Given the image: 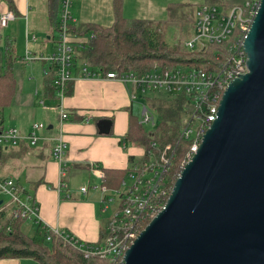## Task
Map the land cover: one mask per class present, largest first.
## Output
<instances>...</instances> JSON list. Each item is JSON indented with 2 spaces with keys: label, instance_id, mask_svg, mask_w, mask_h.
<instances>
[{
  "label": "crops",
  "instance_id": "1",
  "mask_svg": "<svg viewBox=\"0 0 264 264\" xmlns=\"http://www.w3.org/2000/svg\"><path fill=\"white\" fill-rule=\"evenodd\" d=\"M167 2L168 0H124L123 14L128 18L164 19L166 14L162 12ZM60 3L61 0H0V16L9 11L15 14L7 26L0 24V36L14 39L18 54L26 60H29L31 55H41V58L31 60L43 61V73L45 64H49L45 59L56 51V24ZM72 9L74 26L85 23L110 26L114 22L113 0H74ZM75 38L77 37L72 40ZM46 54L48 56H45ZM77 66L73 67V93L58 99L57 108L38 113L39 118L49 123L39 142L26 152L25 146L14 149L24 157L33 158L34 161L29 164H33L41 173L30 188L22 186L18 181L20 186L30 193L24 191L21 196L24 199L35 198L39 209V222L55 230L67 231L84 242L95 243L100 241L101 229L107 230L116 205L111 204L105 211L103 199L105 195H112V189L103 193L90 187L101 186L104 168H129L130 157L134 158V164L144 162L146 149L126 139L130 114L133 112L138 115L136 104L139 98L133 99V87L118 80L81 77V65ZM43 103L45 101H42ZM61 108L69 113V119L62 126V133L59 127ZM105 118L113 121L109 134L100 133L97 126L98 121ZM4 120L5 125L16 126L25 134L32 126L31 123L23 122L13 115L6 117L5 114ZM61 134L67 143V170L63 178L60 163L53 157L52 152ZM11 157L12 155H8V161L3 165L6 169L0 164L1 177H12L8 167L15 164H18V168L23 166L17 163L18 160H10ZM62 180L64 184L62 190H59ZM86 185L89 186L86 193H76ZM68 194L72 197L68 198ZM116 199L118 202L117 196ZM29 224L32 223L27 225ZM31 260L35 261L31 258L1 259L0 264H36Z\"/></svg>",
  "mask_w": 264,
  "mask_h": 264
},
{
  "label": "water",
  "instance_id": "2",
  "mask_svg": "<svg viewBox=\"0 0 264 264\" xmlns=\"http://www.w3.org/2000/svg\"><path fill=\"white\" fill-rule=\"evenodd\" d=\"M244 48L248 72L225 89L216 120L125 264H264V0ZM112 125L97 123L103 134Z\"/></svg>",
  "mask_w": 264,
  "mask_h": 264
},
{
  "label": "built area",
  "instance_id": "3",
  "mask_svg": "<svg viewBox=\"0 0 264 264\" xmlns=\"http://www.w3.org/2000/svg\"><path fill=\"white\" fill-rule=\"evenodd\" d=\"M74 0H61L57 15V42L56 51L47 58L57 65V85L60 98H64V90L69 81L74 79L73 63L75 60V47L71 39V25L74 17L71 13ZM261 0H245L244 4L236 5L227 13L219 6L201 4L196 13L194 37L185 43L187 48L205 51L210 44L221 47L219 63L213 67L202 68L191 65H177L162 67L156 65L149 71L139 73L136 71H109L104 78L118 80L125 85L133 87V99L144 98L148 92L157 96L168 94H185L191 97L193 115L186 121L180 130L178 142L161 146L153 141L146 150V160L136 163L129 171L128 178L135 181L131 186L123 182V189L112 190V195H105L103 199L104 210L111 204L115 208L111 213L107 233L103 240L85 244L78 238L71 236L69 241L87 259H106L109 264H125V254L133 241L143 230L144 225L154 218L164 207V201L172 191L167 183L166 174L172 167L178 143L182 140L191 142L182 169L198 151L203 135L216 120L218 107L222 95L235 78L248 72L247 53L244 48L245 40L251 25L258 13ZM12 11L0 16V24L5 27L13 20ZM81 77L99 78L101 71L92 69L87 62L80 67ZM144 95V97H142ZM145 99V98H144ZM68 118V113L61 108L60 124L62 126ZM141 122L154 129L157 119L147 103H143ZM197 125V130L193 126ZM45 128L44 123L35 122L33 130L28 135L34 146L40 140L38 130ZM25 138L17 128L7 127L0 129V146L8 148L17 145L19 140ZM66 149L67 143L61 134L53 147V156L60 163L61 177L66 175ZM180 175V174H179ZM63 182L58 187L61 190ZM93 190L109 192L107 186H91ZM89 190L83 186L77 194L81 195ZM0 194H6L20 207L12 210L15 217L22 216L28 220L38 218V206H32L22 199L12 179L0 180ZM116 196L119 201L117 202ZM68 198L72 196L67 195Z\"/></svg>",
  "mask_w": 264,
  "mask_h": 264
},
{
  "label": "trees",
  "instance_id": "4",
  "mask_svg": "<svg viewBox=\"0 0 264 264\" xmlns=\"http://www.w3.org/2000/svg\"><path fill=\"white\" fill-rule=\"evenodd\" d=\"M244 2L245 0H173L170 1L168 6V18L166 20H153L128 18L123 14L124 0H113L114 22L112 25L104 26L96 23H87L80 26L71 25V39L73 37L91 35L88 42L81 43L72 40L76 54L73 67H78L77 65L87 62L92 69L101 71L102 77L99 78H104L109 71H136L143 73L151 70L156 65L162 67L191 65L205 69L213 67L219 63L218 56L221 58V47L219 45L210 44L205 51L189 49L186 45L172 43L164 38L162 30L165 26L171 27L182 20L187 21L193 14L197 13V9L201 4L219 6L224 13H227L234 6L242 5ZM178 6L182 8L179 16L177 14ZM1 40L5 42V52L2 55L0 50V129L7 127L17 128L13 125H5L4 116L14 100L16 92L14 63L26 59L15 54L14 39L8 36L5 38L0 36V42ZM45 60L49 62V66L44 68L43 99L58 100L60 96L57 85V65L48 59ZM73 81L67 83L64 90L65 96L73 93ZM144 98L147 101L146 103L150 104L154 113H157L158 123L154 129H148L141 122V118L132 112L126 134L127 141L138 144L146 150L151 147L153 141L158 142L161 146L168 143L176 144L182 126L193 115L194 108L191 97L185 94H163L154 98ZM33 125L26 134L17 128L25 137L19 140L17 145L8 148L0 146V164L4 165L8 161V156L5 155L6 149L23 148L25 146L26 152L33 147L30 139L26 138L33 130ZM39 137L41 139L40 135ZM190 144L189 140H182L178 143L173 165L166 174L167 183L171 190L182 171V164ZM145 160L146 158L143 161ZM130 162V167L126 169L104 168V180L101 186L105 185L112 190L122 189L123 182L133 168V157H130ZM6 179L14 181L19 194L24 191L28 192L18 182H15L12 177H0L1 181ZM168 197L166 198L168 199ZM167 199L164 201L165 204ZM25 200L32 206H35V204L38 206L33 197H26ZM2 201L3 203L0 204V260L31 258L40 264H109L106 259L85 258L69 241L70 237L74 236L73 234L60 229L49 228L39 222L38 218L28 220L22 216L15 217L11 214V210L20 207V204L16 203V207L6 209V201ZM150 221L144 225L143 229ZM28 223L33 225L32 234L25 230V226ZM106 233L107 230L102 228L100 240L105 238ZM79 240L80 242L82 241L81 239ZM82 242L85 244L84 241Z\"/></svg>",
  "mask_w": 264,
  "mask_h": 264
},
{
  "label": "rangeland",
  "instance_id": "5",
  "mask_svg": "<svg viewBox=\"0 0 264 264\" xmlns=\"http://www.w3.org/2000/svg\"><path fill=\"white\" fill-rule=\"evenodd\" d=\"M170 1L168 0L167 6L165 7L164 11L162 13L166 14L164 19L166 20L168 18V6L170 4ZM176 1V0H175ZM73 6V5H72ZM192 7V6H191ZM178 16L182 11V8L178 6ZM176 9V10H177ZM167 10V11H166ZM191 10V9H190ZM71 13H73V9L71 8ZM183 13V12H182ZM160 19V20H164ZM195 20H196V14H193L190 18H188L187 21H180L175 24V26H165L162 30L163 37L171 41L172 43H178L183 46H185V43L191 40L194 37V26H195ZM86 24V23H85ZM169 28V29H168ZM91 37L90 34L86 36H79L75 38L74 40H77L79 42H88L89 38ZM45 39V37H42ZM0 49L2 51V55H4L5 52V42H0ZM181 47V46H180ZM183 48V47H181ZM14 52L17 56H20L16 49V42L14 43ZM25 55V54H22ZM45 56H48L47 54ZM21 57V56H20ZM33 58H41V55L33 56L31 55L29 60H19L14 63L13 70H14V76L16 78V92L14 96V100L12 104L10 105L9 109L6 111V117L13 115L15 118L21 119L23 122L26 123H33L39 122L44 123L45 128L38 130V135L42 136L43 131L47 129L48 122L44 121L43 118L38 117V113L44 110H49L50 108H57L58 103L57 100H49V99H43L42 93L44 92V73H43V61L41 60H31ZM29 61V62H28ZM46 66H49V64H45ZM36 91H39V93H36ZM157 96V94L153 92H148L146 97H152L154 98ZM43 99V100H42ZM139 102H137V114L142 117V111H143V103H146L147 101L145 99H137ZM42 101L45 103L42 104ZM46 107V108H45ZM150 110L154 113L152 110L150 104H149ZM155 118L158 119L157 113H154ZM42 116V115H41ZM158 121L156 122L157 125ZM15 124V123H12ZM149 129L148 126H145ZM193 129L197 130V125L193 126ZM5 155H12L10 160H18L17 163L23 164V166L17 167L18 164L13 165L12 167H8L7 169L11 170V176L13 179H15L16 182H20V184L26 188H30L32 183H35L37 178L41 176L40 171L37 168H34L33 164H29V162L34 161V159L30 157H24L21 152L18 150H15L14 148H10L9 150H5ZM25 163V165H24ZM20 164V165H21ZM3 169H6L2 165ZM1 177V175H0ZM135 180L131 178H126V182L128 186H131ZM19 194V193H18ZM22 199H24L21 194H19ZM0 200H5L6 209H11L16 207V203L10 198L9 196L2 194L0 195ZM111 210H109L108 213H110ZM106 217V214L104 215ZM107 221V219H106ZM33 226L32 224H29L26 226V231L29 234L33 233ZM32 261V260H31ZM33 263L40 264L38 261H32Z\"/></svg>",
  "mask_w": 264,
  "mask_h": 264
}]
</instances>
